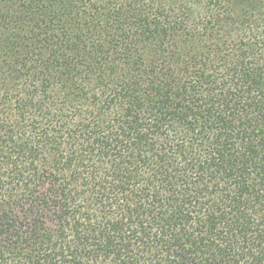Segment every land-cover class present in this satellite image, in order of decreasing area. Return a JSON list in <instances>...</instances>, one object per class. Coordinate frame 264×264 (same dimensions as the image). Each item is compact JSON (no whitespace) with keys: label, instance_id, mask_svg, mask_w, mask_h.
<instances>
[{"label":"trees","instance_id":"obj_1","mask_svg":"<svg viewBox=\"0 0 264 264\" xmlns=\"http://www.w3.org/2000/svg\"><path fill=\"white\" fill-rule=\"evenodd\" d=\"M0 264H264V0H0Z\"/></svg>","mask_w":264,"mask_h":264}]
</instances>
